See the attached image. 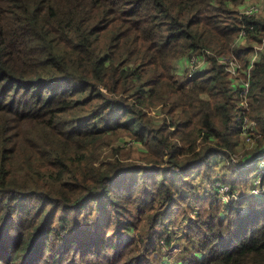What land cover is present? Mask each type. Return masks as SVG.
Instances as JSON below:
<instances>
[{
  "label": "trees",
  "instance_id": "16d2710c",
  "mask_svg": "<svg viewBox=\"0 0 264 264\" xmlns=\"http://www.w3.org/2000/svg\"><path fill=\"white\" fill-rule=\"evenodd\" d=\"M242 3L0 0V264H171L155 255L193 197L209 203L183 226L201 255L178 264H264V199L224 215L212 192L195 194L196 175L213 180L212 158L231 159L242 112L262 133L253 154L264 152V52L247 111L218 61L247 67L253 47H233L240 25L248 42L264 38V17L240 20ZM203 50L207 67L173 75ZM125 140L144 163L119 158Z\"/></svg>",
  "mask_w": 264,
  "mask_h": 264
},
{
  "label": "rangeland",
  "instance_id": "374dc122",
  "mask_svg": "<svg viewBox=\"0 0 264 264\" xmlns=\"http://www.w3.org/2000/svg\"><path fill=\"white\" fill-rule=\"evenodd\" d=\"M247 5H256L260 8V14H258L256 17L261 18L264 17V0H244V3H242L240 6L236 8V10L239 13L240 7L242 6H247ZM243 44L241 47H244L246 45H249L251 47H254L257 42L249 41L248 42V37L242 42ZM264 52V51H263ZM262 52V53H263ZM250 57V56H249ZM249 61V58H247ZM187 61L188 57H184L181 59H178L173 62V75H175L178 79L182 78L184 75V72L187 71L186 66H187ZM249 118V117H248ZM251 119H249V125L250 129L254 130L256 134L258 135V139L262 137V133L258 130V127L255 124V128L253 127L252 122H250ZM115 140L112 139V142H105L99 149V154L103 160L112 158V149L116 146V143L114 142ZM253 139L251 141L247 140V137L244 134L238 135L236 139V143L234 145L233 151L231 153V159H227L226 157H215L212 158L211 161L213 165H215L212 169V175L213 180H201L200 174L195 176V182L198 187L195 188V194H200L202 196H205L207 193L212 192V194L216 195L214 192L213 185L215 184L214 181L217 180L219 181L218 184L223 185L225 184L228 186L230 189L232 188V192H239L242 197L239 198L238 194V200L242 202H247L249 203L251 200H255L259 203L262 202L264 197L259 196L261 194V183L259 184V188H256L257 183L261 182V179L259 176L264 174V152H257L253 154L254 151L257 149L255 148L256 144L255 142L253 143ZM132 143L128 141H124V143H121V152L119 154L120 159H125L129 158L131 161H136L139 164H142L143 161H141V153L139 154L138 150H141L138 146H132ZM259 153V154H258ZM258 154V155H257ZM257 155V156H256ZM114 157V156H113ZM229 160V161H227ZM247 162V164H245ZM144 163V162H143ZM257 164V166H255ZM251 167L252 170H256L251 173V178L249 183L246 185H240L237 188L232 187V184H230L231 179H235V172H239L242 168H249ZM235 170V171H234ZM203 177V176H202ZM215 181V182H217ZM222 183V184H221ZM219 186V185H217ZM222 194L218 197L216 195L215 201L213 202V199H210V202H213L212 204L214 205H220V212L224 215H227L230 211L231 208H234L231 206L232 202L229 200V202H225V199L228 200V195L225 193L222 197ZM237 195V194H235ZM235 199V198H233ZM196 199L194 197L192 198L193 202H190V210L187 211V213H184V210L178 209L175 211V215L173 218V222L169 225L171 231L173 232V235L170 236V246L168 248V254L164 255L167 253V249L165 247H162L163 250V255L161 253H157L155 255V258H157L158 261H164L169 262L171 261V264H178L182 260H184L186 257L188 258L191 254L193 255H201L200 252H196L194 250V247L196 246V242L194 240H186L185 238V231H184V224H189L193 220L197 219V214L203 211H206L209 209V203H196ZM248 207L243 206V207H238L237 210H241L242 212H247ZM144 218V217H143ZM186 223H184L185 219ZM190 221L187 222V220ZM142 219V218H141ZM162 227H158L156 231L162 232ZM154 235H157L154 233ZM159 235V234H158ZM157 235V236H158ZM196 239V238H195ZM160 240V239H159ZM197 240V239H196ZM163 241L164 240H160ZM194 251V252H193ZM193 252V253H192ZM172 253V255L170 254Z\"/></svg>",
  "mask_w": 264,
  "mask_h": 264
},
{
  "label": "built area",
  "instance_id": "2783aa9c",
  "mask_svg": "<svg viewBox=\"0 0 264 264\" xmlns=\"http://www.w3.org/2000/svg\"><path fill=\"white\" fill-rule=\"evenodd\" d=\"M260 14V8L256 5H247L240 7L238 17L240 20H242L243 17L247 16H257ZM252 29V28H250ZM247 36V27L244 25H240L239 27V33L236 37V40L233 43V47H240L243 43V41L246 39ZM264 51V38L260 43L255 44L253 47V52L249 57V61L246 68H242V65L238 62V60L235 57H231L229 60H222L218 59V61L222 64L223 69L226 73L229 74L230 78L232 79L235 86L239 89V96L241 98V101L239 102V105L245 110H249V102H248V94L250 90V79H251V70L254 67L255 63L259 60L261 52ZM213 55L212 52L209 50H203L199 54H193L190 57H188L187 66L186 69L190 75H194L197 73L198 70H201L205 67H207L209 63V56ZM242 75H246V78L242 77ZM241 115L243 116L240 125L239 130L240 134H244L247 137L248 141H253L256 144V139L258 138V135L254 130L250 129L249 125V118L245 115V112H242ZM252 122V120L250 121ZM253 127L255 128V122H252ZM253 142V143H254ZM259 154V153H258ZM257 154V155H258ZM256 155V156H257ZM264 162V161H263ZM260 178V177H259ZM219 181L215 182L213 185L214 193L219 197L220 194L221 197L226 193L228 195V200L225 199V202H229V200L235 201L238 200V194L239 198L242 197L239 192H233L230 194V188L226 186L225 184L220 185L218 184ZM261 182L257 183V187L259 188V184ZM222 184V183H221ZM219 185V186H217ZM262 186V185H261ZM261 194L259 196L264 197V186L261 188ZM237 194V195H235ZM235 198V199H233ZM163 242H161L162 244ZM165 247V246H162ZM168 251V248L165 247ZM165 251V250H163Z\"/></svg>",
  "mask_w": 264,
  "mask_h": 264
}]
</instances>
